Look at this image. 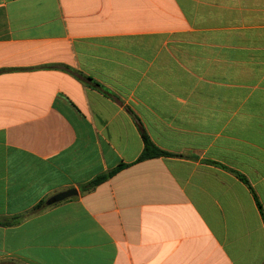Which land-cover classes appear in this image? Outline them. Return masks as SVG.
Masks as SVG:
<instances>
[{
    "label": "crops",
    "instance_id": "1",
    "mask_svg": "<svg viewBox=\"0 0 264 264\" xmlns=\"http://www.w3.org/2000/svg\"><path fill=\"white\" fill-rule=\"evenodd\" d=\"M0 264H264V0H0Z\"/></svg>",
    "mask_w": 264,
    "mask_h": 264
},
{
    "label": "trees",
    "instance_id": "2",
    "mask_svg": "<svg viewBox=\"0 0 264 264\" xmlns=\"http://www.w3.org/2000/svg\"><path fill=\"white\" fill-rule=\"evenodd\" d=\"M141 135H142V138L144 141V150H143L141 156L139 157L138 161H144V160L151 159V158H157V157L169 155V153L161 150L159 147H157L152 142V140L150 139L148 134L144 131V129H141ZM127 166H128L127 164H120L116 168H114L108 172H105L103 174L98 175L97 177H95L93 180H91L87 184H84L81 187V191L82 192H88V191L95 189L97 186L104 183L105 181H107L108 179L113 177L116 173H118L119 171H121L122 169H124ZM46 207H47L46 202L42 201L39 204H37L29 213H27L24 216L14 218V221H12L8 224L17 223L21 218H24L25 216L39 212Z\"/></svg>",
    "mask_w": 264,
    "mask_h": 264
},
{
    "label": "water",
    "instance_id": "3",
    "mask_svg": "<svg viewBox=\"0 0 264 264\" xmlns=\"http://www.w3.org/2000/svg\"><path fill=\"white\" fill-rule=\"evenodd\" d=\"M78 194V191L75 190V189H72V190H68V191H65V192H62L60 194H57L56 196L52 197L51 199H49L47 201V205L48 206H51L55 203H58V202H61V201H64L72 196H75Z\"/></svg>",
    "mask_w": 264,
    "mask_h": 264
}]
</instances>
